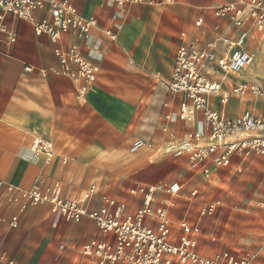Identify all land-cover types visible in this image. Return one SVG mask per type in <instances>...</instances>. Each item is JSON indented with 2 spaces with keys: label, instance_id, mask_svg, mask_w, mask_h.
<instances>
[{
  "label": "crops",
  "instance_id": "1",
  "mask_svg": "<svg viewBox=\"0 0 264 264\" xmlns=\"http://www.w3.org/2000/svg\"><path fill=\"white\" fill-rule=\"evenodd\" d=\"M229 1L74 0L79 14L93 23L87 33L70 30L56 43L35 34L29 20L0 19V264H93L82 255V245L109 239L90 219L56 216L48 204L19 212L17 202L7 200V185L17 193L35 182H59L65 197L94 186L90 208L107 196L125 201L129 210L142 203V195L132 189L174 182L184 186L193 168L177 150L187 132L203 128L202 113L195 111L190 122L176 116L182 95L169 88L174 55L182 43L201 46L234 35L237 29L230 21L214 15ZM43 16L34 12L35 19ZM73 46L98 65L92 79L62 71L56 48ZM245 71L227 76L223 88L233 81L257 83L242 78ZM209 100L227 116L244 110L264 113V97L231 94L226 105L217 95ZM34 138L52 143L49 159L32 151ZM136 138L144 145L130 152ZM248 159L264 171V157ZM13 215L18 223L10 227ZM261 250L250 251L264 264Z\"/></svg>",
  "mask_w": 264,
  "mask_h": 264
},
{
  "label": "built area",
  "instance_id": "2",
  "mask_svg": "<svg viewBox=\"0 0 264 264\" xmlns=\"http://www.w3.org/2000/svg\"><path fill=\"white\" fill-rule=\"evenodd\" d=\"M37 10L47 17L35 19ZM5 15L31 21L35 34L47 35L52 43L70 30L85 34L93 23L79 14L74 0H0V19ZM214 15L227 18L237 32L232 36H217L201 46L180 44L169 82L170 90L182 95L178 119L190 122L195 111L202 113L203 128L187 132L177 154L185 153L196 170L193 171H201L206 177L213 170L230 165L236 157H264V113L256 115L244 110L237 116H227L212 108L209 100L210 95H217L219 103L226 105L231 94L264 96V89L254 82L233 81L227 88L222 85L227 75H239L252 62L248 40L264 42V0H232L216 7ZM200 22L199 19L197 24ZM56 54L62 71L72 78L89 80L99 70L96 63L80 55L76 46L69 51L56 48ZM218 73L220 78H214ZM143 145L144 140L136 138L129 151L135 152ZM31 149L44 153L48 159L52 156L49 141L34 138ZM182 188L183 183L174 182L132 189L131 193L142 195V203L134 210H129L125 201L107 196L102 197V205L90 208L94 186L79 196L65 197L59 182L51 185L35 182L17 193L12 185H7V200L16 201L19 212L29 206L48 204L56 216L75 222L82 218L93 221L102 234L109 235V239L94 238L82 245V255L93 264H259L257 254L250 250L200 253L199 225L185 219L174 222L170 216L175 203L173 197ZM190 193L196 195L198 189ZM214 206L215 203H209L208 212ZM17 223V215L7 221L10 227Z\"/></svg>",
  "mask_w": 264,
  "mask_h": 264
},
{
  "label": "rangeland",
  "instance_id": "3",
  "mask_svg": "<svg viewBox=\"0 0 264 264\" xmlns=\"http://www.w3.org/2000/svg\"><path fill=\"white\" fill-rule=\"evenodd\" d=\"M256 45L259 56L254 55ZM249 49L254 58L242 78L252 77L264 89V42L257 44L253 40ZM234 160L235 163L216 169L208 177L201 171L189 173L183 179V188L173 197L172 220L185 219L199 225L198 248L204 254L223 249L242 252L262 248L259 253L264 250V171L249 159ZM194 188L198 193L191 195ZM209 203H215L211 212Z\"/></svg>",
  "mask_w": 264,
  "mask_h": 264
},
{
  "label": "bare ground",
  "instance_id": "4",
  "mask_svg": "<svg viewBox=\"0 0 264 264\" xmlns=\"http://www.w3.org/2000/svg\"><path fill=\"white\" fill-rule=\"evenodd\" d=\"M253 40H256V39H254V38H252L250 41H249V44H251V42L253 41ZM257 41V40H256ZM258 42V41H257ZM260 42V41H259ZM253 47V46H252ZM254 49V51H255V54L254 55H257V56H259L260 55V51H259V49L257 48V45L253 48ZM254 55H253V58H254ZM252 62H253V59H252ZM252 62L250 63V65L252 64ZM249 65V66H250ZM249 66H247V68L249 67ZM247 68H245V69H247ZM244 69V70H245ZM230 76L231 77H234L233 75H231L230 74ZM263 205V204H262Z\"/></svg>",
  "mask_w": 264,
  "mask_h": 264
}]
</instances>
